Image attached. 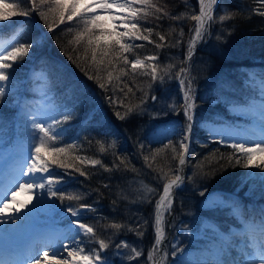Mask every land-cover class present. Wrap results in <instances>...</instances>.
Returning <instances> with one entry per match:
<instances>
[{
  "label": "trees",
  "instance_id": "16d2710c",
  "mask_svg": "<svg viewBox=\"0 0 264 264\" xmlns=\"http://www.w3.org/2000/svg\"><path fill=\"white\" fill-rule=\"evenodd\" d=\"M6 2L15 3L16 0H6ZM154 2L164 7L172 15L186 11L198 12L197 0H189L187 6L183 0H154ZM20 7L27 8L28 5L22 4ZM257 7L256 0H219L215 9L217 20L218 16L223 14L222 9L234 12L235 17L223 25L218 22L212 24L211 35H206L204 41L198 43L199 46L195 49L190 64L182 63V61H184L188 41L192 34L189 30L194 28L195 22L190 19L172 21L167 17L162 20L149 17L147 26L156 27L159 25L156 28L157 31L167 33L170 27H175L178 33L182 26L184 30L182 43L175 48L157 50L154 45L145 42V47L136 49V53L143 58L146 55H154L159 52L161 66L175 64L176 67L172 69L173 78L169 80L166 77L163 84L159 81L153 83L149 76L136 74L134 82L128 80L135 96L130 95L127 99L124 98L123 93L119 92V87L122 85L116 86L113 91L112 88L117 84L114 81L113 85L109 86L110 90L105 92L77 67V63H82V61L73 62L77 55L73 48L77 46L70 44L69 41L75 35L78 20L66 21L59 27L54 26L52 32H48L44 22L39 19L36 13H33L31 17H13L6 22L13 26L0 31V34L5 36L13 35L15 28L20 26L19 22L26 21L27 33L19 42H29L37 36L41 38L40 45L32 48L28 56L9 69V72L14 79L20 77L22 73L25 76L30 67L45 70L47 78L43 81L42 90H37V87H34L35 82L33 83L32 77L23 80V76L19 80L18 88L28 95H49L47 98L52 100L55 107L50 109L52 113L48 123H51V118H62L61 113L72 114L73 119L64 125L65 130L62 134L64 142L61 146L75 142L77 148L69 150L71 154L102 159L103 163L109 167L115 161L116 155L126 157L131 166L136 169V171L124 170L122 166L119 171L104 172L99 166L95 169L88 167V179L78 173H73L71 169L68 170V175H65L64 169H56L57 174L64 177L66 192L84 193L85 199L79 202L65 200L63 205L56 201L57 207H55L54 216H60L64 220H73L75 218L70 214L58 212V210L69 204L74 207L78 206V203L93 204L98 211L96 213L86 212L82 222L93 225L100 238L106 240L112 238L113 246H110L106 251L107 254L104 255L111 260L110 264H147V252L154 241L152 219L154 202L158 195L152 197L151 204L135 205L130 204L129 201L135 199L143 186H154L159 193L163 181H158L157 177L168 171L169 167L176 168L177 160L172 159L170 149H165L155 161H152L156 171L147 167L143 156L150 154L155 149H163V145L167 143L165 138L159 141L149 139L150 131L164 121H169L176 127V135L172 139L179 150L180 132L187 123L181 108L183 93L175 79V72L180 67L190 68V76L195 77L193 88L197 107L195 108L196 123L192 129V145H190L186 163V179L181 188L176 191L174 213L177 217L188 222H191L195 215L198 219L205 218L221 231L228 230L233 225H239L245 220L244 216L234 215L229 205L213 207L200 205L199 202L203 197L199 193L207 188V191L220 189L231 191L238 197L247 196L244 195L243 188L247 179L245 174L242 177L241 173L250 170V168L226 167V170L216 172L212 178L201 179L196 164L203 161L204 171L211 173L219 165L214 160L209 163L208 160H204V157H209L211 160L213 153L216 157L223 155L225 158L233 155V149L226 146L232 142L226 140H224L225 143L215 142L220 141L221 138L210 136L208 130L203 127L202 121L231 125L235 124V120H239L237 125H242L251 120L250 115L242 113L240 110L231 111L229 106L231 104L242 106L243 103H247L249 106L251 104L250 97L253 99L260 97L264 101V94L262 92L260 94L259 91L261 86L254 82L255 79L264 76V72L258 71L259 69L264 70L262 66L264 64V16L255 14L253 9ZM69 27L72 28L71 32H69ZM218 35L221 36L220 40L216 39ZM136 43L141 42L136 41ZM69 56H72L73 59L70 60ZM132 58L134 57L129 55V59ZM248 73L254 74L253 79L246 78L245 74ZM104 75L106 77V74ZM115 75L116 73H114ZM137 89H143L148 95L145 97L144 92L137 91ZM110 95L114 100L123 99L124 104H139L141 98L146 99V103L143 105L142 112H134L125 120H120L114 113L120 111L123 114L125 109L120 105H110L107 100ZM152 95L157 97L155 102L151 100ZM261 100L256 105L252 103L253 108L260 107ZM13 102L14 98L8 92L4 102L0 104V143L5 147L16 146L20 154L30 153L36 142L32 133L31 121L17 111ZM172 104L179 112L178 115L168 107ZM113 141H115L114 150L100 152L99 142H103L107 148ZM139 144L144 145L142 152L139 149ZM220 164L227 165V160H221ZM187 177H192V179H187ZM103 183H108L110 187L103 188ZM123 196H127L128 199H122ZM247 197H243L240 209L246 216L261 218L264 201L253 199L251 196ZM114 200L117 202L115 211L112 203ZM38 214L42 215V213ZM137 217L140 220L147 219L149 221L143 238L126 229L122 230L119 235L113 236L114 230L105 228V225L113 221L135 227ZM121 238H134L142 241L139 243L143 245L144 254L133 261L123 260L113 255L114 244ZM177 245L180 243L178 242ZM186 245L187 242L184 246ZM164 248L168 250V260H170L172 251L168 245Z\"/></svg>",
  "mask_w": 264,
  "mask_h": 264
},
{
  "label": "snow or ice",
  "instance_id": "6c2138e0",
  "mask_svg": "<svg viewBox=\"0 0 264 264\" xmlns=\"http://www.w3.org/2000/svg\"><path fill=\"white\" fill-rule=\"evenodd\" d=\"M183 2L187 6L189 0H183ZM256 3L258 7L253 11L257 15L264 16V0H256ZM22 4L28 5V7L21 8L20 5ZM197 4L198 12L186 11L172 15L154 0H16L15 3L0 0V31L13 26L6 23L13 17H31L33 13H36L39 19L44 22L48 32H52L54 26L59 27L66 21L78 20V28L73 39L69 41L70 44L77 46L73 48V51L77 53L73 62L82 61V63H77V67L84 72L89 80H94L98 87L105 92L110 90L109 86L113 85L114 81L117 84L112 88L113 91H115L116 86L122 85L119 87V92L123 93L124 98L127 99L130 95L135 96L128 80L134 82L136 74L149 76L153 83L159 81L163 84L166 77L169 80L173 78L172 69L176 67L175 64L161 66L159 64V52L154 55H146L143 58L136 53V49L145 47V42L154 45L157 50L175 48L182 43L184 36L182 26L178 33L175 27H170L167 33L157 31L156 28L159 25L156 27L147 26L149 17H154L157 20L167 17L172 21L190 19L195 22L194 28L189 30L192 34L188 41L184 61H182V63L189 64L195 53L197 43L203 42L206 35H211L212 24L218 22L223 25L235 17L234 12L222 9L223 14L219 15L217 20L215 9L219 0H197ZM26 23V21L19 22L20 26L15 28L12 40H0V104L4 102L8 94L6 85L10 83L12 78L9 69L22 62L30 50L38 47L41 43L39 36L33 37L29 42H19L27 33ZM71 31L72 28L69 27V32ZM216 39L220 40L221 36L218 35ZM136 41L141 43H136ZM129 55L134 58L129 59ZM69 59L72 60L73 57L69 56ZM114 73H116L115 76ZM245 75L247 79H253L254 76L250 73ZM175 79L183 93L181 108L187 122L180 132L179 150H177L172 139L176 135V127L165 128L161 133V136L167 139L163 149L158 148L151 151L150 155L143 156V160L148 168L156 171L152 161H155L165 149H170L172 159L178 160V164L175 169L169 167L166 172L160 170L163 174L157 179L163 181L162 191L157 193L156 189L146 187L142 194H137L135 199L129 201L130 204L135 205L151 204L153 202L152 197L158 195L154 202L152 219L154 242L147 252V264H167L169 252L163 247L166 239L165 216L166 214L172 215L176 190L181 188L185 182L186 177L183 170L192 143V129L196 123L195 108L197 105L193 88L195 77L190 76V68L180 67L175 72ZM260 79L261 86L264 88V76H261ZM149 87L151 88V85ZM137 91L144 92L143 89H137ZM147 95V92H144V96ZM107 100L110 105L124 107L123 114L120 111L114 113L120 120H125L134 112H142L143 105L146 103V99L141 98L139 104H124L123 99L114 100L111 95L107 97ZM151 100L155 102L157 97L152 95ZM168 107L177 115L179 114L174 104L168 105ZM61 117L51 118V123L47 124L37 122L35 119L31 121L32 133L36 142L32 146V151L27 158L28 162L24 166L26 171L21 173L22 177L28 179L18 181L0 194V223L15 222L19 218L21 210H31L30 206H33L34 200L43 202L47 199L50 202L49 206L55 208L57 207L56 201L63 205L65 200L79 202L85 199L84 193L66 192L64 177L57 174V168L64 169L65 175H68V170L71 169L73 173H78L86 179L89 178L88 167L95 169L99 166L104 172H112L121 170L123 166L124 170L136 171L126 157L119 155H116L115 161L109 167L103 163L102 159L71 154L69 150L76 149V143H68L66 146H61V144L64 142L62 135L65 130L64 125L69 123L73 116L71 113H61ZM261 118L264 121V101L261 102ZM202 123L205 122L202 121ZM208 134L213 135L212 129H208ZM215 142L225 143L223 139ZM99 143L101 153L115 149V141L109 144L107 148L103 142ZM249 144L251 146H248ZM226 146L233 149L232 156L227 158L223 155L216 157L213 153L211 160L209 157H204V160H208L209 163L214 160L219 165L211 173L204 171L203 161L196 164L201 179L212 178L216 172L226 170V167L239 166L244 169H260L261 172H264V136L257 141H236ZM139 149L142 152L144 145L139 144ZM225 159L227 165H221L220 161ZM187 179H192V177H187ZM102 187L108 189L110 185L103 183ZM206 192L207 188L199 194L207 199ZM20 193H26L27 199H17ZM121 198L128 199L127 196ZM112 203L115 211L117 202L114 200ZM229 207L234 215L244 216L245 223L249 226L244 232L246 243L239 246L238 251L233 250L232 246L228 245L223 249L224 258L217 260L215 264H264V210H261L260 223L257 225L255 220L246 216L238 205H229ZM60 211L67 212L75 218L71 221L74 226V235L70 238L71 242L61 243L59 247L53 245L51 255L49 251H43L42 254L37 251L36 255L25 260L24 264H42V261L43 264H48L49 260L56 261L58 257L61 258L60 264H110L102 253L113 246L112 238L110 237L108 240L100 238L93 225L82 222L86 212L96 213L97 208L93 204L78 203L76 207L71 204L62 207ZM148 223L147 219L140 220L137 217L135 227L113 221L105 225V228L114 230L113 236L119 235L122 230L126 229L143 238ZM81 235L88 242L98 245V248L93 247L85 254V241L78 239ZM114 247L118 255H127L129 261L137 260L144 254L143 249L138 250L126 240H120L119 243L114 244ZM171 248L173 256L176 255L177 251H180L176 243H173ZM121 250H130V252L126 254ZM64 252L67 253L66 257H62ZM229 252H233L231 259L227 258Z\"/></svg>",
  "mask_w": 264,
  "mask_h": 264
},
{
  "label": "rangeland",
  "instance_id": "374dc122",
  "mask_svg": "<svg viewBox=\"0 0 264 264\" xmlns=\"http://www.w3.org/2000/svg\"><path fill=\"white\" fill-rule=\"evenodd\" d=\"M118 11V10H115ZM12 37H0V40L3 41H10ZM152 55V54H150ZM264 68V64H262ZM258 71L264 72L263 69H259ZM23 76V73L20 77H15L14 79L11 78V81L8 85H6L8 92L14 98V105L17 111L22 114L27 120L32 121L35 119L37 122H45L48 123V119L51 116L52 110L51 108L55 107L52 100L47 98L48 94H43L42 96L33 95V94H25L19 90V80ZM28 78L33 79L34 87H37V90H42L43 85L40 84L41 80L46 79V74L43 69H30L27 72ZM37 81V82H36ZM253 82V81H252ZM257 83L258 86H261V79H255L254 81ZM36 83L40 85L36 86ZM261 89V90H260ZM259 89L260 94L261 92L264 94V88ZM252 94V93H251ZM261 98L253 99L250 97L251 104L248 106L247 103H243L242 106L231 104L230 110L231 111H241L242 113H249L252 115V118L249 122H245L242 125H237L239 123L238 120L234 121L236 124L231 125H223L218 123L212 122H205L202 123L205 129H212L213 136H217L223 140L236 142V141H257L262 136H264V121L261 118V106H255L253 108L252 103L255 105ZM262 101V100H261ZM174 124L169 121H164L161 125L157 126L155 129L150 131L149 139L151 140H161L163 137L161 133L165 128H171ZM192 145V144H191ZM1 146V145H0ZM248 146H251L250 144ZM17 149L14 147H1L0 148V175L4 176L3 179L0 180L2 184H0V194H2L6 189L9 188V185L12 183L15 184L18 181L27 180V177H22V171H26L25 164L28 162L27 158L29 156L28 152L24 154H18ZM190 151V150H189ZM148 155H150L148 153ZM8 177L6 176V173ZM10 174V179H9ZM242 177L245 174V178L247 179L245 182L244 188V195L250 196L255 195L261 201H264V172H261L260 169L250 168V170L241 173ZM247 175V176H246ZM11 180V181H10ZM11 185V186H12ZM154 188V186H149ZM146 186L142 187V190L138 194H142L143 190H145ZM155 189V188H154ZM178 190V189H177ZM176 190V191H177ZM206 197H203L200 200V205L202 206H224V205H238L241 208L243 203V197L248 198L247 196H239L235 197L233 194L229 192H221V190H212L206 192ZM10 196V193H9ZM17 199L24 200L27 199L26 193H20L17 196ZM50 202L45 199L43 202L35 201L33 206H30L31 210H21L20 216L15 222L7 221L5 223H0V239L3 240L8 239L11 241H7L0 244V260L2 263L6 264H24V261L27 260L26 256L24 258V253L26 249L22 248L19 254H12L11 250L9 249L10 243H15L18 241L17 236L23 238V235H28V246L33 245V237L30 235L31 231L27 230H36L39 232V242L41 239L47 238L49 240L51 238V246L46 245L44 248H40L43 251H47L48 248L52 249V246H60L61 242L56 241V239H64V243H70L71 237L74 235V226L71 224L72 220H64L60 216H54V212L56 209L50 207ZM15 207V206H14ZM60 212V209L58 210ZM42 213V215L38 214ZM44 215V216H43ZM196 216V215H195ZM193 216L192 221L188 222L183 218L177 217L172 209V215L168 216L166 214L165 220V232H166V239L163 243V247L168 245L170 250H172L171 245L173 243H180L178 245L180 251H177L176 255H171L170 260L167 261V264H207L212 256L210 251L206 250L205 247L208 243H212L213 245L219 246L218 240L222 243L227 242V236L233 234L236 237L235 240V249L238 251L239 246H243L246 243L244 235H239V233L244 234L245 230L248 229V225L245 223V220L242 221L241 224L234 226L228 230L221 231L217 229L211 221L203 218L198 219ZM252 218V217H251ZM257 225L260 223V219L257 216L253 218ZM28 227V229H27ZM196 228L198 232L192 233L190 232ZM147 230V229H146ZM145 230V231H146ZM26 232V233H25ZM154 232V230H153ZM175 233V234H174ZM191 233V234H189ZM201 236V243L197 244L194 240H190L189 236ZM66 238V239H65ZM55 239V240H54ZM78 239L85 241V254L89 251V249L93 247H97L93 243H90L86 240L83 235L79 236ZM120 240H126L130 245L135 246L138 250L143 249V245L138 241V239L134 238H121ZM119 240V241H120ZM117 241L116 243H119ZM54 242V243H53ZM187 242V245L184 246ZM60 243V244H59ZM25 244V243H24ZM6 247L5 250H2V247ZM38 248V247H36ZM35 249V248H34ZM107 251V250H106ZM106 251L102 253V255H106ZM122 252L128 254L130 250H121ZM66 252L62 253V257H66L64 255ZM113 255L118 256L120 259L127 260V255H118L117 250L115 247L113 248ZM232 257V254L229 255ZM224 256L218 255L217 260L223 259ZM228 258V257H227ZM61 259V258H60ZM59 262H56L60 264ZM108 259V258H107ZM229 259V258H228ZM111 263V260L108 259ZM50 264V263H48ZM55 264V263H52Z\"/></svg>",
  "mask_w": 264,
  "mask_h": 264
},
{
  "label": "bare ground",
  "instance_id": "6f19581e",
  "mask_svg": "<svg viewBox=\"0 0 264 264\" xmlns=\"http://www.w3.org/2000/svg\"><path fill=\"white\" fill-rule=\"evenodd\" d=\"M263 89V88H262ZM261 90V89H260ZM7 172V171H6ZM6 176L8 177V174L6 173ZM11 177H10V174H9V179H10ZM11 181V180H10ZM0 184H2L1 182H0ZM11 185H12V183L9 185V188L11 187ZM24 237H28V235H23V238ZM20 238V240H22V237H19ZM66 239V238H65ZM55 240V239H54ZM235 240H236V237L233 235V234H231V235H229V236H227V242L226 243H222L220 240H218V243H217V245L219 244V246H217L216 247V245H213L212 243H208L206 246H203V247H205V249L206 250H208V251H210V253L212 254V256H211V258H210V260H209V262L207 263V264H215V262L217 261V256L218 255H222V256H224V252H223V249L224 248H226L228 245H231L232 246V249L233 248H235ZM56 241L58 242V241H60L61 243H64V239H62V240H60V239H56ZM52 242H51V238L48 240V242L46 243V245H50ZM54 243V242H53ZM60 244V243H59ZM51 246V245H50ZM56 247H58V246H56ZM41 247H38V248H35V249H33L31 252H29L28 253V257H27V260L30 258V257H33V256H35L36 255V253H37V251H39V252H41V254H42V250L40 249ZM233 250H235V249H233ZM47 251H49V253H50V255H51V249H49L48 248V250ZM236 251V250H235ZM230 254H232L233 255V252H229L228 253V258L229 259H231V257L229 256ZM63 255V254H62ZM64 255H66L67 256V253H65ZM224 258V257H223ZM26 259V258H25ZM59 257L57 258V260L56 261H52V260H49V262L48 263H50V264H52V263H55L56 264V262H59ZM42 264H43V261H42ZM57 264H59V263H57Z\"/></svg>",
  "mask_w": 264,
  "mask_h": 264
},
{
  "label": "water",
  "instance_id": "95a60500",
  "mask_svg": "<svg viewBox=\"0 0 264 264\" xmlns=\"http://www.w3.org/2000/svg\"><path fill=\"white\" fill-rule=\"evenodd\" d=\"M197 47H198V46L196 45V48H197ZM183 171H184V174H185V166H184V170H183Z\"/></svg>",
  "mask_w": 264,
  "mask_h": 264
}]
</instances>
